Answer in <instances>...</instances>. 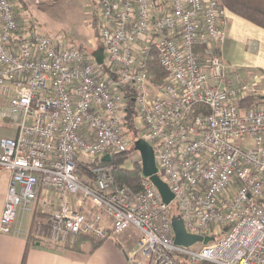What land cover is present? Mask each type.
<instances>
[{"label":"built area","instance_id":"obj_1","mask_svg":"<svg viewBox=\"0 0 264 264\" xmlns=\"http://www.w3.org/2000/svg\"><path fill=\"white\" fill-rule=\"evenodd\" d=\"M17 1L0 0V121L13 130L0 140V172L11 175L0 232L31 212L35 234L53 244L133 228L135 263L141 254L146 264H264V94L223 57L222 0H100L102 65L28 30ZM152 53L166 72L160 84L148 74ZM130 91L169 205L149 179L119 185L103 162L135 143ZM175 216L212 240L177 245Z\"/></svg>","mask_w":264,"mask_h":264},{"label":"crops","instance_id":"obj_2","mask_svg":"<svg viewBox=\"0 0 264 264\" xmlns=\"http://www.w3.org/2000/svg\"><path fill=\"white\" fill-rule=\"evenodd\" d=\"M227 21L228 39L223 46V57L234 65L246 83L264 94V29L230 11ZM2 128L5 130H1L0 121V140L5 137L1 131L12 136L8 126L3 125ZM10 178L9 172H0V220ZM36 217L31 212H22L10 234L0 232V264H146L141 254L137 255L136 263L128 257L140 238V233L133 228L127 231L129 234L125 232L102 242L82 235L66 244H53L38 237L34 231L29 246L30 231Z\"/></svg>","mask_w":264,"mask_h":264},{"label":"rangeland","instance_id":"obj_3","mask_svg":"<svg viewBox=\"0 0 264 264\" xmlns=\"http://www.w3.org/2000/svg\"><path fill=\"white\" fill-rule=\"evenodd\" d=\"M99 1L18 0L17 12L20 14L23 26L31 32L36 34L41 33L49 37L56 45L63 49L75 48L79 50L84 47V52H87L93 58L94 52L99 49L98 36L102 23L97 13L94 12L97 11L96 4L99 5ZM2 124L6 125L1 122V127L3 126ZM11 131L13 132L12 129ZM1 135L6 136L8 134L1 131ZM139 136L145 139L144 135ZM241 145L247 149L251 147L249 142H243ZM140 161L141 156L133 145L128 152V160L125 167L131 169L135 163H139ZM171 209L173 213H177L174 205ZM20 215H22V211H20ZM27 218L29 219V216ZM127 237L131 239L129 235ZM133 239H136V237ZM199 248H201L200 244L191 246L192 250ZM182 264L191 263L184 261Z\"/></svg>","mask_w":264,"mask_h":264},{"label":"trees","instance_id":"obj_4","mask_svg":"<svg viewBox=\"0 0 264 264\" xmlns=\"http://www.w3.org/2000/svg\"><path fill=\"white\" fill-rule=\"evenodd\" d=\"M222 3L224 6H226L228 11L264 29V0H222ZM17 17L18 20L21 21L20 14H17ZM81 49L84 50L85 48L82 47ZM201 50H202L201 47H195L196 52H200ZM147 70L150 76V80L153 83H157V84L163 83V81L166 78V72H164V70L160 66L156 54L154 53H152L148 58ZM130 92L131 93L129 94L126 93L125 95L128 101V113H127L128 115H127L126 128H127V133H129L133 138V140L136 141L139 139L140 134L138 128H136L135 126L136 114L133 103L135 94L132 91ZM250 99L247 101L248 102L252 101ZM1 130H5V129L1 127ZM7 136L9 135H6L5 137ZM124 154L114 156L110 163L111 165L114 166V175H115L116 183L119 185H128L134 189H139L141 187V183L143 180L142 166L140 163H135L133 168L131 169L126 168L125 165H126V161L128 160V152ZM35 225H36V219H34L32 223L30 237H29V244H28L29 246L31 240L33 239Z\"/></svg>","mask_w":264,"mask_h":264},{"label":"water","instance_id":"obj_5","mask_svg":"<svg viewBox=\"0 0 264 264\" xmlns=\"http://www.w3.org/2000/svg\"><path fill=\"white\" fill-rule=\"evenodd\" d=\"M96 61L102 65L104 54L103 49H98L94 52ZM135 150L139 152L142 160V176L145 179H149L156 186L159 194L166 204H171L174 200V195L171 192L169 186L159 177L158 168L155 160V153L153 147L144 139H138L134 143ZM103 162H111V157L106 155L103 158ZM172 228L174 231V241L177 245L191 247L197 242H203L207 244L212 238H203L202 236L191 235L187 233L184 223L180 216L172 218Z\"/></svg>","mask_w":264,"mask_h":264}]
</instances>
